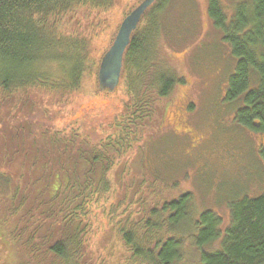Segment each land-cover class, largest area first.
<instances>
[{
    "label": "trees",
    "instance_id": "trees-1",
    "mask_svg": "<svg viewBox=\"0 0 264 264\" xmlns=\"http://www.w3.org/2000/svg\"><path fill=\"white\" fill-rule=\"evenodd\" d=\"M116 1L120 17L140 0H0V247L17 254L14 264H46L36 253L49 264H79L96 231L90 200L112 191L120 200L110 206L108 221L130 264H264V189L229 201L222 230L220 215L198 210L190 191L174 194L162 183L169 194L150 187L148 194L141 173L138 186V175L121 176L126 163L120 156L141 139L144 126H155L157 106L184 81L159 51L172 0H153L131 31L115 86L125 96L123 107L106 131L52 119L49 104L60 95L71 100L75 91L85 98L79 123L85 109L98 115L104 108L103 93L86 81L93 74L97 79L118 28L119 22L109 40L93 48V35ZM207 13L236 58L226 86V98L242 102L234 119L264 133V0H235L229 19L219 0H208ZM49 92L58 97L48 98ZM259 152L264 161V143Z\"/></svg>",
    "mask_w": 264,
    "mask_h": 264
},
{
    "label": "rangeland",
    "instance_id": "rangeland-1",
    "mask_svg": "<svg viewBox=\"0 0 264 264\" xmlns=\"http://www.w3.org/2000/svg\"><path fill=\"white\" fill-rule=\"evenodd\" d=\"M126 1L129 5L136 0ZM207 2L172 0L165 11L167 39L159 44V51L169 55L184 81L175 86L171 97L157 106L153 116L155 126H144L141 139L134 140L132 148L120 156L123 158L121 162L126 163L121 176L127 179L138 175V186L141 173L148 194L153 192L148 187L169 194L162 183L167 184L174 194L177 190L190 191L198 210L208 208L220 215L223 230L228 223V202L242 195L254 196L264 189V161L259 152L264 133L241 126L234 119L235 110L242 102L227 99L226 86L236 58L222 38V29L212 23ZM219 3L229 19L235 0H219ZM121 12L122 7L116 1L108 11L107 22L93 32V48L107 38L109 40L115 25L125 15L119 17ZM86 84L103 93L100 98L104 107L98 115L85 112L86 109L82 112L84 116L80 121L89 129L77 120L85 103V98L77 91L68 95L71 100L49 92L48 98L58 97V101L49 104L48 111H55L51 114L53 120L66 118L67 126L98 134V131H106L104 125L120 113L125 96L116 88L111 92L100 90L95 74L88 77ZM4 106L11 115L12 104ZM26 109L28 106L23 108ZM18 118L19 123H25L20 115ZM115 171H120L117 165ZM147 171L151 172V177ZM92 197L95 198L90 200V215L96 231L90 237V244L84 245V254L78 256L79 264H130V253L126 247H121L124 243L107 216L110 206L116 205L120 198L112 191ZM167 197L163 195V198ZM4 245L0 247V264H14L17 254ZM26 255L32 258L30 254ZM36 255V259L46 264L52 262L42 253Z\"/></svg>",
    "mask_w": 264,
    "mask_h": 264
},
{
    "label": "water",
    "instance_id": "water-1",
    "mask_svg": "<svg viewBox=\"0 0 264 264\" xmlns=\"http://www.w3.org/2000/svg\"><path fill=\"white\" fill-rule=\"evenodd\" d=\"M153 0H140L120 21L107 50L103 53L97 70L98 88L111 92L118 83L122 54L129 42L141 14Z\"/></svg>",
    "mask_w": 264,
    "mask_h": 264
}]
</instances>
